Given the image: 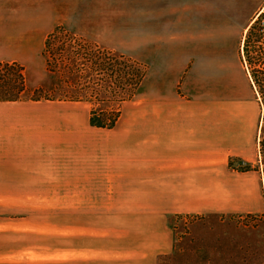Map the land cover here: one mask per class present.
Wrapping results in <instances>:
<instances>
[{
    "label": "crops",
    "instance_id": "crops-1",
    "mask_svg": "<svg viewBox=\"0 0 264 264\" xmlns=\"http://www.w3.org/2000/svg\"><path fill=\"white\" fill-rule=\"evenodd\" d=\"M263 12L264 0H0V63L23 65L63 28L130 39L110 50L147 67L137 95L149 108L121 115L115 152L86 175L80 192L101 200L71 263L159 264L174 250L171 217L248 210L257 173L234 168L255 159L259 116L244 110L240 49L221 39H241Z\"/></svg>",
    "mask_w": 264,
    "mask_h": 264
},
{
    "label": "rangeland",
    "instance_id": "rangeland-1",
    "mask_svg": "<svg viewBox=\"0 0 264 264\" xmlns=\"http://www.w3.org/2000/svg\"><path fill=\"white\" fill-rule=\"evenodd\" d=\"M261 15L264 29V12L254 21ZM248 30L241 39L221 41L222 49H240L250 88L244 110L259 116L249 138L255 159L234 168L257 173L249 208L171 217L174 250L159 264H264V150L258 138L262 109L244 60L246 49L264 48V32L248 39ZM209 43L211 39L207 49ZM63 46L75 49L60 55L57 48ZM53 48L47 55L37 49L23 63L28 89L24 99L0 101V264H85L71 263L70 245L84 243L78 232H87L85 218L91 219L93 206L101 200L83 197L86 175L101 173L102 159L115 152L112 143L118 139L111 130L121 115L149 108L137 95L140 87L135 91L143 71L133 62L147 74L146 65L110 50L133 49L130 39L59 37ZM49 60L58 61L69 74L48 70ZM38 88L42 98L32 101Z\"/></svg>",
    "mask_w": 264,
    "mask_h": 264
},
{
    "label": "trees",
    "instance_id": "trees-1",
    "mask_svg": "<svg viewBox=\"0 0 264 264\" xmlns=\"http://www.w3.org/2000/svg\"><path fill=\"white\" fill-rule=\"evenodd\" d=\"M263 15V14H262ZM262 15L253 22L251 27L248 30L247 38L254 34V32L259 31L258 34H261V31L264 32L263 27H261L260 18L262 19ZM59 37H68V38H78L75 37L70 32L66 31L63 28L57 29L53 32L46 40V47L44 49V54L47 55L50 49H54V42ZM67 49H75L74 47H58L57 50H60L59 54H63ZM78 49H89V47H79ZM95 50L106 52L107 55H111L110 51L106 49H99L95 47ZM247 58V60H246ZM246 67L248 69L250 78H251V85L255 91L257 99H259L262 113H261V120L259 125V145L263 147L264 150V48L257 47L255 51H250L246 49V57H244ZM49 62V65H48ZM58 61H47V68H53L52 71H58L61 75L64 73H68L65 69H60L57 66ZM140 70H142V74L139 73L138 81L135 83V91L140 87L141 83L143 82L146 71L140 67L138 63L133 62ZM66 69H70L67 67ZM107 70V69H106ZM51 71V70H50ZM101 72H105L104 70H100ZM104 74V73H103ZM69 79V78H68ZM67 79V80H68ZM28 92L27 89V82H26V70L25 67L17 62H6L0 63V101L2 102H20L24 99L25 94ZM42 89L38 88L33 93L31 98L32 101H40ZM38 95V96H37Z\"/></svg>",
    "mask_w": 264,
    "mask_h": 264
}]
</instances>
